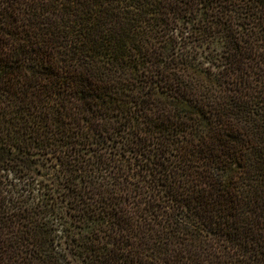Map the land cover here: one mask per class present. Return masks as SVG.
Returning a JSON list of instances; mask_svg holds the SVG:
<instances>
[{
	"label": "trees",
	"instance_id": "trees-1",
	"mask_svg": "<svg viewBox=\"0 0 264 264\" xmlns=\"http://www.w3.org/2000/svg\"><path fill=\"white\" fill-rule=\"evenodd\" d=\"M0 264H264V0H0Z\"/></svg>",
	"mask_w": 264,
	"mask_h": 264
}]
</instances>
